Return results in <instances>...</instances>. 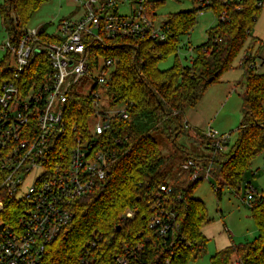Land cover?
Segmentation results:
<instances>
[{
    "label": "trees",
    "instance_id": "obj_1",
    "mask_svg": "<svg viewBox=\"0 0 264 264\" xmlns=\"http://www.w3.org/2000/svg\"><path fill=\"white\" fill-rule=\"evenodd\" d=\"M46 1L3 0L0 15L9 25V36L23 34L34 12ZM259 1L215 0L210 6L172 13L164 22L168 37L163 42L104 37L90 45L91 59L100 54L115 60L108 95L112 105H126L129 115L114 122L118 129L115 133L122 139L120 144L111 145L117 158L108 177L76 201L72 223L48 246L44 264H78L84 256L92 258L93 264H116L119 255L129 257V264H188L207 250L209 239L202 231V225L209 221L207 207L203 200L192 196L204 180L205 171L191 180L193 168L184 170L182 165L194 158L207 168L212 160L210 172L218 182L216 192L220 197L224 186L237 187L242 182L253 160L264 152V71L259 70L253 52L264 41L251 37L264 6L258 5ZM160 2L151 0L150 8L155 10ZM208 8L215 11L217 22L207 31V41L194 47L189 63H184L178 53L181 37L193 29L197 13ZM224 10L227 17L222 20L219 15ZM39 32L45 40L53 37L43 30ZM250 37L251 45L240 64L244 70L240 82L244 118L235 145L214 156H193L175 144L165 154L152 132L167 121L177 123V130L183 129L185 109L195 107L209 87L233 68ZM171 55L175 56L174 63L160 68V62ZM49 70V61L41 53L26 73H37V79H42ZM94 111L89 95L73 92L65 119L70 128L76 126L84 132ZM196 135L210 147L203 132ZM162 185L172 187L167 201L162 198ZM255 194L250 204L258 235L250 242L215 252L211 264H231L234 256L238 264H264V194ZM162 201L166 210L174 209L179 224L178 228L173 224L167 235L148 227L151 214L156 212L153 204ZM127 209L135 212L133 218L122 217ZM18 212V201L8 200L0 221L4 225L14 223Z\"/></svg>",
    "mask_w": 264,
    "mask_h": 264
},
{
    "label": "built area",
    "instance_id": "obj_2",
    "mask_svg": "<svg viewBox=\"0 0 264 264\" xmlns=\"http://www.w3.org/2000/svg\"><path fill=\"white\" fill-rule=\"evenodd\" d=\"M83 12L76 19L64 20L59 33L45 40L39 30H27L17 37H8L0 47L5 52L0 61V212L8 200L19 203L18 220L4 225L0 221V264H44L48 246L65 234L74 219L78 199L104 181L117 158L111 145L121 143L115 121L128 118L127 106L112 105L108 95L115 60L95 54L89 47L105 38L129 37L157 42L167 40L165 23L156 25L157 15L150 8L151 0H77ZM224 2L242 0H223ZM210 6L215 0H197ZM128 8L123 13L119 8ZM258 5L263 6L264 0ZM227 11L219 18L224 20ZM49 61V72L42 79L37 73L27 75L40 54ZM100 69L99 74L95 71ZM92 83L90 91L84 89ZM73 92L91 97L94 125L81 132L70 128L65 109ZM102 96L109 107L100 111ZM184 126L191 128L187 121ZM113 130V133H112ZM116 132V133H115ZM203 134L214 150L212 156L225 149L230 134L208 127ZM201 160L190 158L182 167L193 168L194 180L204 170L210 179L213 161L203 168ZM39 170L32 183L26 179ZM216 186V184H213ZM248 191L256 190L248 183ZM167 201L170 185L160 187ZM164 202H156L148 227L161 235L175 227L176 212L166 210ZM127 209L122 217L133 218ZM127 256L116 257V264H129ZM78 264H93L82 257Z\"/></svg>",
    "mask_w": 264,
    "mask_h": 264
},
{
    "label": "rangeland",
    "instance_id": "obj_3",
    "mask_svg": "<svg viewBox=\"0 0 264 264\" xmlns=\"http://www.w3.org/2000/svg\"><path fill=\"white\" fill-rule=\"evenodd\" d=\"M160 4L155 8L157 15L156 25H161L168 20L172 13L192 10L199 3L192 0H160ZM3 0H0V4ZM129 7L121 5L119 10L121 13L127 11ZM83 12V4L77 0H48L43 3L33 14L27 23V30L37 29L43 30L46 34L59 33L60 26L64 20L76 19ZM217 22V16L212 8L205 9L197 13V22L189 34L181 37L182 47L179 49V56L184 63H189L191 55L194 54L193 48L205 43L208 39L207 31ZM10 35L9 25H7L0 15V45L4 44ZM251 37L258 38L264 41V6L260 15L255 22ZM251 37L246 42L243 50L236 57L233 68L224 72L221 76V84H212V92L208 95L211 98L214 95V101L210 108L212 113L218 109L219 116L214 117L209 115L202 116L200 112H196L194 107L185 109V113L189 116L193 113L195 117L205 126H213L220 133L230 134V138L225 149L222 152H227L232 148L238 137L239 127L242 124L244 114L242 111L243 100L241 93L243 91V67L240 65L244 56L245 50L251 45ZM256 55V63L260 71H264V45L257 44L253 50ZM5 52L0 47V61L3 59ZM175 61V56L171 55L167 59L162 60L159 67L162 69L170 67ZM100 69L95 71L99 74ZM219 85V86H218ZM234 85V86H233ZM92 83L84 89L89 92ZM232 86L231 94L228 102L222 107L216 100L224 99L228 95L227 87ZM208 91V90H207ZM206 95V94H205ZM101 105L98 107L100 111H108L109 107L104 95L101 94ZM208 99V98H207ZM213 99V98H212ZM208 101V100H207ZM219 104V105H218ZM124 106L120 104L119 107ZM264 107V104H263ZM204 109V108H203ZM202 118V119H200ZM216 120V121H215ZM186 121V119H185ZM97 118L90 120V125H94ZM178 124L167 121L162 127L153 131L154 137L159 143V147L165 154L171 152L175 144L181 146L184 151L191 153L193 156L212 155L213 151L204 140H201L196 132H203L202 127L186 128L177 130ZM39 170H35L26 179L25 187L32 183L34 177ZM174 177H170V182H173ZM248 183L256 188L253 192L248 191ZM216 184V186H213ZM218 182L210 175V179H204L195 189L192 196L201 199L205 202L208 211L209 221L202 225V231L209 239L207 250L203 252L197 259L191 260L188 264H211L210 258L215 252L225 249L228 246L239 243H247L252 241L257 235V226L251 215V199L253 194H264V152L259 153L253 160L251 168L244 174L242 182L237 187L224 186L221 196L217 195ZM231 264H238L236 257L232 258Z\"/></svg>",
    "mask_w": 264,
    "mask_h": 264
},
{
    "label": "crops",
    "instance_id": "obj_4",
    "mask_svg": "<svg viewBox=\"0 0 264 264\" xmlns=\"http://www.w3.org/2000/svg\"><path fill=\"white\" fill-rule=\"evenodd\" d=\"M221 82H223V81L217 82L216 84H219L220 85ZM212 86L213 85H211L209 87L208 91L205 93L206 95H204V97L202 98V100L194 108H195V110H196L197 113L200 112V110H203L202 112H200L202 114V116L207 117L209 115L210 118L212 116V117H214V119H216L219 116V112L218 111H219V107H221V106H219L216 111H214L212 113H209L210 112V108H211V106L213 104V101H214V95H212L211 98H209V96H208L212 92L211 91L212 88H213ZM231 91H232V86H230L229 88L227 87L228 95L226 96V98H224L222 100H220V99L218 100L217 99L216 102H218L219 104H221L222 107H223L224 104L226 102H228V98H229V95L231 94ZM210 104H211V106H210ZM184 117H185L186 121L188 122L189 126L192 127V128L197 129V127H202L204 130H206L208 127H213V126H208L207 127L205 125H202V123L200 122L201 120L199 121L198 118L195 117L193 113H190L189 116H187L186 113H185ZM200 119H202V118H200ZM207 156H209V155H207Z\"/></svg>",
    "mask_w": 264,
    "mask_h": 264
},
{
    "label": "water",
    "instance_id": "obj_5",
    "mask_svg": "<svg viewBox=\"0 0 264 264\" xmlns=\"http://www.w3.org/2000/svg\"><path fill=\"white\" fill-rule=\"evenodd\" d=\"M210 81L212 80V78L209 79Z\"/></svg>",
    "mask_w": 264,
    "mask_h": 264
}]
</instances>
